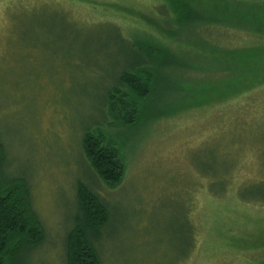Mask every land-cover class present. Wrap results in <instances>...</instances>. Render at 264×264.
<instances>
[{
    "label": "rangeland",
    "instance_id": "1",
    "mask_svg": "<svg viewBox=\"0 0 264 264\" xmlns=\"http://www.w3.org/2000/svg\"><path fill=\"white\" fill-rule=\"evenodd\" d=\"M153 2L0 0L6 174L27 180L46 232L27 264H66L79 181L109 207L111 223L97 248L102 264H264V83L147 125L102 126L126 160L115 188L83 154L85 130L105 122L104 97L124 64L122 39L148 30L141 22L152 15L158 20ZM53 10L64 16L49 15ZM195 35L174 45L187 80L203 78L212 49L264 45V36L238 29ZM171 79L170 93L153 99L154 110L179 101L182 82ZM201 86L193 81L186 91Z\"/></svg>",
    "mask_w": 264,
    "mask_h": 264
},
{
    "label": "trees",
    "instance_id": "2",
    "mask_svg": "<svg viewBox=\"0 0 264 264\" xmlns=\"http://www.w3.org/2000/svg\"><path fill=\"white\" fill-rule=\"evenodd\" d=\"M153 3L151 10L160 21L152 15L154 19L141 22L148 30H136L130 40L122 39L124 64L111 81L116 84L104 97L105 122L86 129L81 140L90 168L110 188L124 180L126 160L115 138L105 133L103 127L110 130L147 125L158 118L226 101L243 89L264 83V45L240 51L212 49V58L204 65L208 74L205 72L201 74L203 78L198 76L195 80L184 78L181 70L187 66L184 67L181 53L174 48L178 42L182 46L180 42L184 39L186 45L190 43L185 35L199 36L209 28L238 29L263 37L264 0H154ZM49 15L62 14L53 10ZM111 26L115 34L123 33L119 27ZM171 76L182 82L179 101L154 110L153 99L170 93ZM197 80L202 82L200 91H186L188 84ZM5 161L6 152L0 140V264H27L31 253L44 244L46 232L34 210L29 183L25 178L8 176ZM76 196L74 228L66 239V264H102L97 248L102 231L111 223L109 207L80 181ZM259 200L264 201V196Z\"/></svg>",
    "mask_w": 264,
    "mask_h": 264
}]
</instances>
